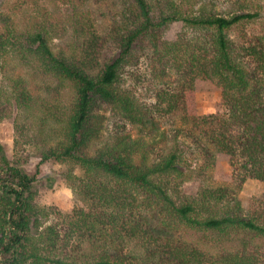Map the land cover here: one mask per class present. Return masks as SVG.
Wrapping results in <instances>:
<instances>
[{"label":"trees","instance_id":"16d2710c","mask_svg":"<svg viewBox=\"0 0 264 264\" xmlns=\"http://www.w3.org/2000/svg\"><path fill=\"white\" fill-rule=\"evenodd\" d=\"M122 1L132 6L134 28L123 26L113 38L118 55L98 68L93 66L101 56L96 41L84 39L88 44L78 54L55 50L53 25L17 29L0 13V70L13 51L32 71L70 91L66 100L54 98L51 108L41 104L42 132L36 136L41 161L68 165L62 176L88 207L64 217L63 233L58 222L44 226L50 212L34 201L36 175L12 164L0 145V264H264V193L249 213L227 186H206L197 197L180 195L178 184L187 179L181 151L173 144L150 158L168 138L151 110L116 84L136 38L151 32L159 74L166 75L171 66L181 75L180 93L169 98L167 111L186 110L177 99L186 98L197 77L217 83L229 119L213 114L184 119L204 126L208 143L229 156L238 186L248 177L264 182V32L240 46L229 35L233 26L261 13H223L212 2L188 13L177 0ZM78 21L73 12L69 25L82 39ZM176 22L183 30L172 41H160L159 30ZM239 49L253 61L252 69L240 61ZM24 80L11 78L12 98L21 116L33 119L37 100ZM105 109L136 126L138 135L119 130L104 135ZM22 126L16 123L21 133ZM76 167L80 176L74 174Z\"/></svg>","mask_w":264,"mask_h":264},{"label":"rangeland","instance_id":"374dc122","mask_svg":"<svg viewBox=\"0 0 264 264\" xmlns=\"http://www.w3.org/2000/svg\"><path fill=\"white\" fill-rule=\"evenodd\" d=\"M182 1L177 0L180 8L187 10L188 13L198 9L204 2L214 3L217 11L223 13H227L230 9L259 11L260 18L233 26L229 31L231 40L237 46L248 44L252 37L264 32V0ZM123 3L122 0H0V13L9 16L16 23L17 29L31 25H53L50 28V35L53 36L52 43L55 50L68 49L78 54L83 51L82 47L88 44L84 45V39L96 41L100 44L96 49L101 56H98L93 66L98 68L102 66L105 58H115L118 55L119 48L113 38L118 37V32L122 31L123 26H130L132 23L130 21L132 20V6ZM73 12L79 20L80 28L78 29L82 31L83 40L76 39V34L70 28L69 19ZM130 27L134 28V26ZM182 30L183 24L172 23L165 30H159V39L160 41H172ZM76 41L77 44H75ZM89 45L93 46V43L90 42ZM133 45L129 55L121 63L116 84L151 110L161 131L168 138L166 144L158 143L155 146L150 158L157 157L163 148L167 149L175 144L178 151H181L180 165L187 174V179L178 184L180 195L197 197L206 186L223 185L237 196L245 213L251 212L257 206L258 200L262 198L264 182L248 177L238 186L239 174L236 167L230 164L229 156L218 152L208 143L204 126L193 125L189 122L190 119H184L187 114L190 117H207L213 114L218 115L219 120L229 119L230 108L223 100V88L214 81L197 77L193 90L187 93L186 98L183 96L177 99L179 106L183 103L186 105V110L176 108L169 112L167 111L169 98L180 93L181 75L175 72V69L171 70V66L166 68V75L159 74L158 69L161 64L153 62L152 54L155 53V49L151 32L140 34ZM97 52L94 51L95 55ZM13 53L9 51L5 55L3 68L0 70V145L12 164L22 167L30 175H36L34 201L50 212L45 218L44 226L58 222V227L63 233L65 229L67 231L64 217L76 208L88 209V207L80 200L71 183L62 176L68 165L53 159L41 161L42 144L36 133L42 132L38 120L40 116L38 109L41 104L46 109L51 108L54 98L60 101L66 100L70 96V91L68 87L59 86L58 83L32 71L28 65L24 64L26 61L23 58ZM239 56L240 61L245 62L246 66L251 69L254 67L253 61L240 49ZM17 76L25 78L24 81L37 100L33 98L36 101L37 111V116L33 119L21 116V111L12 98L11 78ZM263 77L260 78L263 79ZM102 113L106 117L104 135L116 133L118 130L132 137L138 135L136 126L117 120L110 110L105 109ZM16 123L23 125L22 133L16 129ZM190 170L193 171L191 174ZM74 174L80 176L81 169L74 168Z\"/></svg>","mask_w":264,"mask_h":264}]
</instances>
